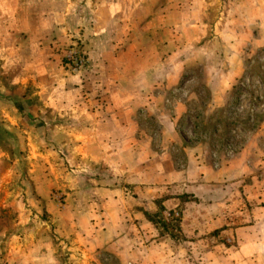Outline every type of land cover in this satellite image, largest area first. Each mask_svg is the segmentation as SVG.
Listing matches in <instances>:
<instances>
[{"label":"crops","instance_id":"0c3cea01","mask_svg":"<svg viewBox=\"0 0 264 264\" xmlns=\"http://www.w3.org/2000/svg\"><path fill=\"white\" fill-rule=\"evenodd\" d=\"M261 21L264 0H0V69L11 76L19 95L13 100L24 104L25 117L37 118L31 122L36 130L29 124L28 131L45 134L64 166L59 172L42 163L47 172L35 178L31 165L27 175L43 201L57 177L63 179L72 203L55 223L49 217L56 245L45 231L25 229L10 240L0 234V264H101L99 254L115 264H192L168 237L151 238L144 213L160 211L164 218L183 193L210 183L226 192V185L247 176V200L264 201V141L263 149L218 155L214 169L211 144L184 146L177 124L189 113L187 103L199 98L188 90L198 84L190 70L207 73L201 80L207 110L225 106L241 73V37L249 32L250 51L264 45ZM74 43L86 57L79 72L63 66V50ZM255 132L256 140L264 139V118ZM176 149L184 172L174 167ZM183 178L190 184L178 192ZM8 205L17 210L12 197ZM44 211L50 214L52 205ZM249 213L246 225L217 226L237 242L222 264L264 261V205ZM203 219L194 222L198 217L187 211L183 235L194 232L191 222L203 228Z\"/></svg>","mask_w":264,"mask_h":264},{"label":"rangeland","instance_id":"374dc122","mask_svg":"<svg viewBox=\"0 0 264 264\" xmlns=\"http://www.w3.org/2000/svg\"><path fill=\"white\" fill-rule=\"evenodd\" d=\"M260 24V28L264 29V22L261 21ZM247 25L248 23L244 28L247 29ZM248 35L249 32L241 37L239 44L238 61L241 73L235 78L232 88L227 90V101L221 109L206 108L207 91L202 86L201 80L205 75L207 76V73L195 69L190 70L188 74V77L198 82L189 86L188 90L199 98L187 103L189 113L177 123L179 138L184 146L194 145L196 142L210 143L212 147H209L208 155L214 169L218 167V155L228 159L240 154L245 148L253 151L256 147L263 149V136L256 140L255 131L259 129L264 118V45L256 46L250 51L252 46L247 38ZM11 72L13 73V70ZM10 77L0 69V234H4V238L12 239L21 237L25 229L38 233L45 231L44 235L56 245L58 234L50 220L55 223L58 213L65 206L72 204L66 195L70 190L64 191L60 185L65 182L57 177V184L53 183L49 186V192L43 201L39 197L41 195L36 194L35 183H32L27 171L32 169L31 165H34L35 178L37 174H45L47 168L43 169L42 163L47 167L49 161L54 164L50 169L56 168L61 172L64 168L59 161L61 154L57 148L51 147L52 143L46 139L45 134L37 135L28 131L29 124L36 130V123L31 122L37 118H26L24 104L18 102L19 99L13 100L19 95L18 92L13 93L15 86L9 82ZM32 105L33 102H30L29 106ZM204 110L208 112L205 115L201 113ZM147 125L154 129L153 124ZM14 128L17 131H13ZM27 138L32 139L30 144ZM171 154L175 169L184 172L185 159L181 151L176 149L171 151ZM249 155L250 153L246 156ZM9 170H12V174L7 173ZM59 172L55 171V176L56 174L59 176ZM250 183H252L250 176L242 178L239 183L232 181L226 185L229 187L226 192L224 188H218L222 184L210 183L194 190V193L180 195L181 201L174 209L175 212L164 218L160 211L144 213L145 219L153 227L151 238L154 240L157 235L168 237L171 245L177 247L181 257L186 258L187 255L188 261L192 264H222L227 254L224 253L225 250H232L237 242L231 239L230 235L225 237L224 228L217 226L224 224L223 222L246 225L250 221L249 212L259 207V204L264 205V201L247 200L248 194L243 190ZM189 184L190 182L183 178L177 184L178 192L186 190ZM8 194L12 196L8 197ZM11 197L15 200L16 211L8 205ZM46 203L52 205L50 214L44 211ZM154 203L159 207L158 201ZM187 211L190 212L191 217L194 213L198 217L194 222L199 223L203 218L208 219V227L205 226V219L202 221L203 228L190 221L193 228L195 227L194 232L192 230L189 234L183 235L180 224ZM20 213L22 216L19 215ZM257 231L261 233L259 229ZM191 233L193 234L190 235ZM63 247V245L56 246L62 254L71 253L67 247ZM249 251L250 249L247 250ZM98 258L101 264H115L106 254H99ZM242 263L249 264L245 260ZM255 264H264V261L256 259Z\"/></svg>","mask_w":264,"mask_h":264},{"label":"built area","instance_id":"2783aa9c","mask_svg":"<svg viewBox=\"0 0 264 264\" xmlns=\"http://www.w3.org/2000/svg\"><path fill=\"white\" fill-rule=\"evenodd\" d=\"M63 66L70 72H79L85 66L86 58L78 44L64 48Z\"/></svg>","mask_w":264,"mask_h":264}]
</instances>
